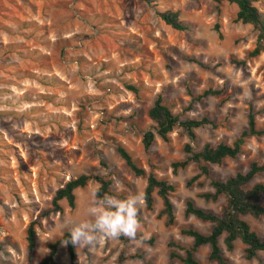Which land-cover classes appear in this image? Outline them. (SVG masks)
Segmentation results:
<instances>
[{"label":"rangeland","instance_id":"1","mask_svg":"<svg viewBox=\"0 0 264 264\" xmlns=\"http://www.w3.org/2000/svg\"><path fill=\"white\" fill-rule=\"evenodd\" d=\"M253 5L264 12V3ZM165 9L177 11L186 29L166 26L156 15ZM235 11L233 4L212 0H0V264H38L48 244L92 225L93 209L108 206L95 200L98 185L89 181L73 191L72 208L61 200V211H51L54 191L68 179L102 176L110 181L111 197L126 199L143 192L149 173L173 186V223L165 226L152 192L150 209L139 206L135 240L120 235L94 246L73 245L72 264H180L168 257L190 247L179 229L206 234L211 226L184 217V202L217 213L222 199L197 197L211 191L209 179L264 163V137H249L240 154L220 165L170 167L184 158L186 143L193 151L205 143L231 144L246 126L248 110L256 128H264V52L249 55L255 31L233 22ZM205 89L219 94L199 98ZM156 95L179 120L206 117L213 126L195 129L191 142L176 126L167 142L153 135L144 149L142 135L154 127L146 113ZM117 146L144 176L129 171ZM202 166L209 177L200 173ZM255 182L264 184V172ZM259 203L264 206V195ZM243 219L264 236L263 218ZM31 222L35 246L28 255L25 229ZM221 239L225 264H264V252L246 260L238 240L226 251ZM207 254L203 245L193 255L199 264H218ZM53 261L69 264L63 241Z\"/></svg>","mask_w":264,"mask_h":264},{"label":"trees","instance_id":"2","mask_svg":"<svg viewBox=\"0 0 264 264\" xmlns=\"http://www.w3.org/2000/svg\"><path fill=\"white\" fill-rule=\"evenodd\" d=\"M150 3L151 0H141ZM214 2L224 1L233 4L236 7L233 22L250 25L255 31V42L253 49L249 52L250 56H255L260 52H264V45L261 44L264 40V12H260L253 5L256 2L264 3V0H212ZM157 17L168 27L176 31H183L186 26L180 21L178 12L171 9H165L156 12ZM236 63L235 61H232ZM130 90H134L129 87ZM219 91L205 89L198 96L203 98L206 96L218 95ZM147 117L153 122V132L146 131L142 135L141 142L143 148L146 149L153 140V135H156L162 142L168 141V134L174 127L178 126L185 133L189 142L194 141V130L203 126H213L211 120L206 117L188 118L179 120L178 117L171 113L166 103L160 95H156L151 106L147 110ZM249 137H264V128H256L253 115L248 110L246 115V126L239 132L238 136L231 144L218 143L215 146H210L205 143L202 147L193 151L188 143L184 144L182 151L184 158L179 161H174L170 164L172 172L177 169H183L190 162H201L204 165H220L223 159L235 158L241 153V147L246 138ZM116 153L123 161L124 165L136 177L144 176V171L137 167L129 153L121 146L116 147ZM264 172V163L257 164L250 162L244 172H236L228 176L224 180L209 179V187L211 191L202 192L197 195L203 201L216 202L222 199L223 203L217 213L196 207L190 200L184 202L182 214L184 217L191 216L201 222L209 223L210 230L203 234L192 227L180 228L179 233L190 238L191 244L188 248H179L182 251L181 255L168 252L170 259H177L180 264H199L194 258L195 250L203 245L208 247L207 259L216 261L218 264H225L221 256V249L218 240L221 241L226 251H231L233 243L238 240L243 245V254L246 260L255 257L257 252H264V236L259 237L243 219L249 215L252 218L264 219V206L259 203V198L264 195V184L261 182L251 183L252 179ZM200 173L209 177V173L205 167H200ZM94 181L97 183V188L94 192L96 201L103 202L107 196H112L109 191L110 181L102 176L94 174H80L74 178L68 179L61 187L54 191L51 198V211L60 212L59 201L64 200L69 208L74 205L73 191L77 188H83L87 182ZM188 184V183H187ZM173 191V186L163 180L156 179L150 173L146 175V184L143 189L145 194V207L150 209L152 204V192L161 201L160 214L164 216L165 226L173 223L172 205L169 201V194ZM109 207V205L107 206ZM106 207V208H107ZM138 219V218H137ZM25 241L27 253L30 255L35 246L33 223H29L25 229ZM65 243V249L68 255L69 264L73 263L74 250L71 243L70 232H64L61 237L55 242L48 244L47 255L38 264H54L56 247L59 242ZM169 247L175 245L168 243ZM177 248V247H175ZM122 260L119 257L118 262Z\"/></svg>","mask_w":264,"mask_h":264},{"label":"clouds","instance_id":"3","mask_svg":"<svg viewBox=\"0 0 264 264\" xmlns=\"http://www.w3.org/2000/svg\"><path fill=\"white\" fill-rule=\"evenodd\" d=\"M107 208H94L92 225H81L71 230V243L75 246H94L106 239L124 235L132 240L137 237L141 225L138 209L145 201V194L138 192L126 199L107 196ZM67 243V242H65Z\"/></svg>","mask_w":264,"mask_h":264}]
</instances>
